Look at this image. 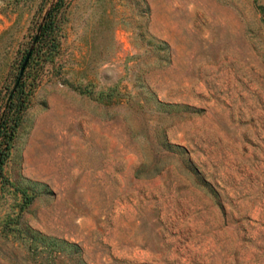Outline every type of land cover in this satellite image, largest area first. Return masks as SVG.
<instances>
[{
  "label": "rangeland",
  "instance_id": "obj_1",
  "mask_svg": "<svg viewBox=\"0 0 264 264\" xmlns=\"http://www.w3.org/2000/svg\"><path fill=\"white\" fill-rule=\"evenodd\" d=\"M55 1L0 0V104ZM56 16L23 74L0 264H264V0Z\"/></svg>",
  "mask_w": 264,
  "mask_h": 264
},
{
  "label": "trees",
  "instance_id": "obj_2",
  "mask_svg": "<svg viewBox=\"0 0 264 264\" xmlns=\"http://www.w3.org/2000/svg\"><path fill=\"white\" fill-rule=\"evenodd\" d=\"M61 1L62 0H56L42 16L41 21L36 27V30L38 27L39 29L25 65L19 73V66L27 49L24 50L22 56L20 57V62L15 74L13 75L10 87L4 94L0 104V195L11 185L5 175L4 166L9 155L14 134L20 124L22 113L29 98V86L25 84L23 74L28 64L34 57H36V60L40 61L41 64L44 61H49L52 57L50 52H44L42 47L45 45V41L56 27L58 18L56 14ZM51 41L56 42L55 35H53Z\"/></svg>",
  "mask_w": 264,
  "mask_h": 264
},
{
  "label": "water",
  "instance_id": "obj_3",
  "mask_svg": "<svg viewBox=\"0 0 264 264\" xmlns=\"http://www.w3.org/2000/svg\"><path fill=\"white\" fill-rule=\"evenodd\" d=\"M38 29H39V27L37 28L36 33L34 34L32 40H31V43H30V45L28 46V48H27V50H26V52H25L24 58H23V60H22V62H21V64H20V66H19V73L21 72V70L23 69V67H24V65H25V62H26L27 57H28V54H29V52H30V50H31V48H32V46H33V44H34V41H35V38H36V35H37V31H38Z\"/></svg>",
  "mask_w": 264,
  "mask_h": 264
}]
</instances>
